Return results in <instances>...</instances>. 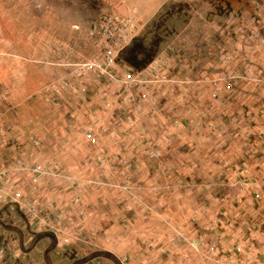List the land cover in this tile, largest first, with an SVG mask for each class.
<instances>
[{
	"label": "crops",
	"instance_id": "0c3cea01",
	"mask_svg": "<svg viewBox=\"0 0 264 264\" xmlns=\"http://www.w3.org/2000/svg\"><path fill=\"white\" fill-rule=\"evenodd\" d=\"M198 1L0 0V86L18 89L13 104L20 105L16 116L0 121V173L11 169L26 201L25 224L0 232V264H228V258L264 264V0L249 2L253 14L219 17L218 26L210 14L192 15L187 31L156 59L176 70L173 95L165 80L142 84L152 81L146 71L113 69L124 82L144 76L120 88L130 90L126 98H139L134 107L123 106L132 126L113 116L119 87L105 78L74 77L81 61L66 58L82 48L81 8L127 18L137 35L165 3ZM74 7L80 10L72 19ZM237 23L239 30L230 32ZM64 83L83 93L56 95L64 110L52 115L50 97L39 89ZM71 104L79 106L68 113ZM22 110L34 115L25 117L27 136H58L59 142L37 152L28 139L4 146V136L24 135L14 125L16 117L23 123ZM95 120L106 133L93 131L100 144L88 145L91 160L84 161V125ZM154 150L159 156L151 159ZM36 166L66 170L64 186L93 184L75 193L66 187L36 192ZM7 206L0 202V215L11 219ZM46 221L52 246L34 239Z\"/></svg>",
	"mask_w": 264,
	"mask_h": 264
},
{
	"label": "rangeland",
	"instance_id": "374dc122",
	"mask_svg": "<svg viewBox=\"0 0 264 264\" xmlns=\"http://www.w3.org/2000/svg\"><path fill=\"white\" fill-rule=\"evenodd\" d=\"M231 1V2H230ZM252 0H199L198 4H196L195 6H193V4L188 5L187 3H176V2H167L165 3L161 9L156 13V15L143 27V29L140 31L139 34H135L134 35V39H132L130 41V43L126 46V48L124 50L121 51V53L119 54V56L116 58V67L115 69H118V67H125L126 69H128L133 75L141 73L146 71L145 77L147 79H151L152 81H148L145 80L147 84H154V82H157L158 80H162V81H166L168 82V86L165 91L167 93H172V95L174 94L172 90H176L178 89L177 86L175 84V77L177 75L176 70L174 71L173 65L172 70L170 68V65L168 62H164L163 60H156L158 58V54L159 52L163 49V48H169L171 49V45L174 43V39L176 37H178V35L183 34L184 32L187 31L188 28V22L190 21V19L192 18V15L194 13H203L204 14H210V16H213L216 18V25L218 26L220 23V18L222 16H240L242 13L244 12H248L250 14H253V11L250 8L249 2ZM244 4H246L244 6ZM201 5V6H200ZM79 7H74L72 10V13H68V16H71V18L73 19L74 17H76L75 15L78 14H74L75 12H79ZM107 9H100V8H95V7H88L86 8H81V15L83 16V20L85 19L86 21L84 23H82V25H77L81 28V33L83 36V39L80 41V45L78 47H82L79 54L77 53L76 55H68L66 58L68 59V61H70V63L73 62H79L81 61L74 69L72 72V75L78 79H89L91 80V78L96 77L97 79L100 78H105L108 81L112 82L114 85H117L116 87H119L118 92H116L115 97L112 98V105L114 108V112H113V116L116 118H118L120 121H122V123H126L128 126H132V123H134V121L130 118H124V109L123 106L128 107L130 105V107H134L135 104H137L139 98L132 94V97L130 99L126 98L125 95L128 94V87L127 89H125V91H123V89L121 90V85L122 86H128L129 84L132 83H137L139 84V81H141L144 76H142V79H139L137 77L136 81L134 79V81L130 78L128 79L127 82H124L125 80L123 79H119L115 76V71L113 73V76L115 77V79H117L119 82L115 83L112 81L111 78H109L108 76H104L98 72H89L87 73V75L85 76H75L74 75V71L77 69V67L79 65H82L84 63L87 62H91L94 59L100 58V53H102L104 51V47L106 46L105 44L102 43V39H100L99 37H97V34H92V30L91 28L93 27L94 23H96L102 16L104 15H108V13H106ZM118 16V15H117ZM71 19V20H72ZM93 22V23H92ZM198 27L200 26L199 23ZM203 26V25H202ZM205 26V25H204ZM203 26V27H204ZM237 26H239V23L236 24H232V28L231 30H229L230 32H232L234 30V28H237ZM190 27V26H189ZM239 30V27L237 28ZM135 33V32H134ZM194 37L193 35H189L188 37ZM91 40L92 43L95 46H98L97 49V54L95 53V49L93 47V45L91 44ZM95 41V42H94ZM75 41H72V43H74ZM244 43V42H243ZM176 45V43H175ZM134 49L135 48V54L136 56H138V60L139 62L142 60V62H145L146 66H143L142 69L135 71L133 68L128 67L122 60V57H124L127 53V51L129 49ZM142 54V55H140ZM148 59V60H147ZM151 61V62H150ZM150 62V63H149ZM168 66V67H167ZM163 68V69H162ZM188 70V69H187ZM184 70L179 71L178 73L183 74ZM120 76V75H119ZM130 80V81H129ZM175 80V81H174ZM170 81V82H169ZM131 82V83H130ZM54 85L56 83H53ZM141 84V86H142ZM51 85V84H50ZM53 86V85H52ZM50 87H46V88H40V95H47L50 97V103L49 106L50 108V113L53 115L57 114L58 116V112L62 113V110H64V103L63 102H58L57 100H54V98L56 97V95H61L63 96V94H75L76 92H82L83 90H81L82 88L79 87H69L68 84L64 83L61 84L60 87L58 88V91L54 92L53 94L50 92ZM57 88V87H54ZM74 88V89H73ZM17 90L18 89H8V88H3L0 86V121L3 118V116L5 114H12L13 117L16 116L15 113L17 111V107L20 105H15L13 104V97H17ZM153 91L157 90L156 88L152 89ZM183 89H181L182 91ZM90 91V90H88ZM121 91L122 96L121 95ZM130 91V90H129ZM215 91L217 92L218 90L215 89ZM126 93V94H124ZM196 93L198 94V91L196 90ZM38 94V93H37ZM54 100V101H53ZM102 100L104 101L105 99L102 97ZM130 100V101H129ZM105 107H109V105L107 103H104ZM45 106V105H44ZM78 104H71L66 106V110L68 111V113H72L73 110H70L72 108H78ZM85 106V105H83ZM99 107V105H98ZM116 107V110H115ZM111 108V105H110ZM32 109V108H31ZM34 110V109H33ZM95 110H97L95 108ZM101 110V109H100ZM45 109L42 111L44 112ZM72 111V112H71ZM67 113V112H66ZM67 113V114H68ZM127 113V112H126ZM20 114L24 117L23 123H18V117H16L17 120H15L17 122V124L14 123L15 127H17V129H21V132L24 134L22 136H20L19 134L11 137H7L4 136L5 138V144L4 146L7 147H12V145L16 146V145H20V138L22 140L28 139L29 141H31L32 146L35 148V152L39 151L38 148H40L42 145L48 146L50 143V140L59 142V137H51L49 135H41V136H34V138H31V136H27V134L25 133V131H27V128L31 126V121L26 120V116L28 117H33V113L31 110H29V112L27 110H22L20 112ZM63 114V113H62ZM104 115H107V113H104ZM69 117V115H68ZM100 121H103L101 118L99 119ZM11 121H14V119L9 120L8 122H10V124H12ZM108 123V121H107ZM85 124V123H84ZM96 124H99L100 127L99 129L94 128V126ZM17 125V126H16ZM100 124V122H98V120H95V123H90L88 122L85 126H87L85 132L83 133V159L84 161H88L91 160V158L89 157L90 154V150H89V146L91 145L92 147H99L100 141L99 139L94 135V133L97 131H101L105 132V125ZM61 126V124L59 122L56 123V127ZM71 124H68V127H71ZM83 127V125H82ZM24 129V130H23ZM94 131V133H93ZM92 133L94 138L96 139V144H92L89 139L86 136V133ZM8 139V140H7ZM107 140V138H105ZM17 141V142H16ZM40 152H42L40 150ZM158 154V155H157ZM43 152L40 154V157H42ZM147 156L151 159L157 158L159 156V151H150L148 152ZM102 160H99V164L100 161H104L103 162V166L104 163H106L107 159L106 157H101ZM129 164V163H128ZM128 164L124 165V168H126L125 170L128 171L131 167H129ZM42 165V164H40ZM85 169V168H84ZM100 169L102 170L103 167H100ZM23 170V169H22ZM64 170V169H63ZM63 170L58 169V168H46L43 166H36L35 167V173L37 175V178L39 179V184L37 183L36 189L35 191H41V190H51V191H60L63 188L66 187V191H70L71 193H75V192H79L82 190H87L89 189L91 184H87L86 182L80 183V184H68L67 186L61 185L62 181H65L66 179H62L64 176L63 175ZM108 171H110L109 169H107ZM66 171V170H64ZM2 172V171H1ZM11 169L6 170L5 172H3L2 174V178L1 181L2 183H0V202L4 203L7 208H10L12 210V215H11V219L10 217H8V215H6V217H3L2 215H0V232L4 231V226H6V230L12 231L14 230L12 227L13 225L19 226L21 224H25V219L26 216L25 214H23L22 210L25 209L26 207V201L25 199H23V197H21L20 191L17 190V186L14 184L13 180L11 179ZM112 173H115L116 170L113 169V171H111ZM8 175V176H6ZM61 176V177H60ZM37 180V179H36ZM44 186V187H42ZM64 186V187H63ZM96 186H98L96 184ZM17 190V191H14ZM18 192L20 194L19 198H15L14 194ZM77 201V198L75 197L73 199V202L75 203ZM55 212H57L55 210ZM55 219H58V216H55ZM52 224H54V221H52ZM49 221H46L45 223H43L41 226H43V229H46V231L41 232L40 234L36 233L34 236V239L36 238L37 240H43V239H47L48 245L52 246V239H49L45 236V234H52L53 232L50 231V227H49ZM51 226V225H50ZM5 245L1 244L0 241V249L3 248L4 249ZM28 247V246H27Z\"/></svg>",
	"mask_w": 264,
	"mask_h": 264
},
{
	"label": "built area",
	"instance_id": "2783aa9c",
	"mask_svg": "<svg viewBox=\"0 0 264 264\" xmlns=\"http://www.w3.org/2000/svg\"><path fill=\"white\" fill-rule=\"evenodd\" d=\"M134 24L131 20L120 17L113 14H108L102 16L96 23H94L91 28L92 34H97V37L102 39V43L106 46L104 51L100 53V58L94 59L91 62L84 63L79 65L74 71L75 76H85L89 72H98L104 76H108L112 79L113 82L118 83L119 81L113 76V69L116 67V58L119 56L122 50L134 39ZM130 78H126L128 81ZM51 93L58 91V88L51 87ZM87 138L92 144H96V139L93 134L88 132L86 133ZM158 155V154H157ZM2 174L0 173V183H2L1 178ZM1 196V195H0ZM15 198H18V194H14ZM253 251H250L249 254L252 255ZM225 261V259H222ZM228 264H241L235 262V259L228 258Z\"/></svg>",
	"mask_w": 264,
	"mask_h": 264
},
{
	"label": "trees",
	"instance_id": "16d2710c",
	"mask_svg": "<svg viewBox=\"0 0 264 264\" xmlns=\"http://www.w3.org/2000/svg\"><path fill=\"white\" fill-rule=\"evenodd\" d=\"M140 55H142V54H140ZM122 60L128 67L133 68L135 71L142 69L143 66H146L145 62H142L145 60H142L139 62L138 56H136V54H135V48L129 49L127 51L126 55L124 57H122Z\"/></svg>",
	"mask_w": 264,
	"mask_h": 264
},
{
	"label": "water",
	"instance_id": "95a60500",
	"mask_svg": "<svg viewBox=\"0 0 264 264\" xmlns=\"http://www.w3.org/2000/svg\"><path fill=\"white\" fill-rule=\"evenodd\" d=\"M45 236L49 239H53V235L52 234H45Z\"/></svg>",
	"mask_w": 264,
	"mask_h": 264
}]
</instances>
